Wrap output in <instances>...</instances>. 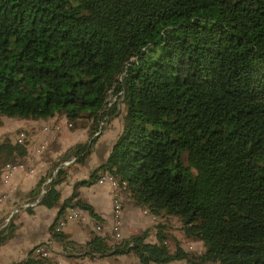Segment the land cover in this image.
Masks as SVG:
<instances>
[{
	"label": "trees",
	"instance_id": "trees-1",
	"mask_svg": "<svg viewBox=\"0 0 264 264\" xmlns=\"http://www.w3.org/2000/svg\"><path fill=\"white\" fill-rule=\"evenodd\" d=\"M119 116L105 162L61 201L63 164L84 165ZM3 118L86 130L27 196L58 209L50 234L65 250L132 254L139 264H264V0H0V126ZM27 155L25 140L4 139L0 169ZM103 174L149 215L176 219L203 252L172 247L161 224L155 242L148 231L119 245L56 233L68 210L100 221L78 189ZM16 264L47 261L29 252Z\"/></svg>",
	"mask_w": 264,
	"mask_h": 264
},
{
	"label": "crops",
	"instance_id": "crops-1",
	"mask_svg": "<svg viewBox=\"0 0 264 264\" xmlns=\"http://www.w3.org/2000/svg\"><path fill=\"white\" fill-rule=\"evenodd\" d=\"M44 126L49 127V132L42 133L41 129ZM54 126H58L59 129L56 130ZM5 127V120L2 119L0 142L4 139H11V135ZM122 128L123 121L121 116L109 123L106 130L94 144L91 154L85 162L87 165L89 164L88 167L84 166L85 163L84 165L73 164V161L63 164V167L67 169V177L57 187V190L61 194V201L71 195L76 183L87 180L90 173L105 162L114 142L122 132ZM66 130L69 131L70 129L65 125V122L62 124L57 120L50 119L35 121V134H32L35 137V147L28 153L24 168L15 170L7 183L0 181V218L5 219L1 227L6 226L8 221L18 214L13 219L14 231L12 237L0 245V264L19 263L26 259L33 247L41 244H48L50 247L51 258L48 264H73L68 259H71V261L74 260L75 264H126L122 260L124 256L119 258L106 257L92 259L89 257H78L79 254L74 252L72 254L67 253L69 250H65L61 244L51 239L50 227L56 221L58 209H45L44 207L37 206L36 203H27L29 192L35 188L37 182L42 177L49 173L52 164L73 146L86 142V130L76 131L71 133V135L64 134L63 131ZM16 137H14L15 140ZM43 141L46 142L45 148L39 154L31 157V153L37 150ZM78 193L79 198L88 203L94 213L99 217V223L104 228L105 238L111 237L113 225V191L111 185L106 182L96 186L94 183L91 186L79 188ZM120 197L122 201V212L119 230L122 241L133 235L148 231L147 241L155 242V226L162 220L157 218V223L153 222L151 216L145 214L143 209L137 207L125 191L120 193ZM25 202V205H33L28 207L32 209L31 215L26 211L22 212L19 210V207L25 206L23 204ZM17 204L20 206L17 207ZM165 219L167 217L163 220ZM66 223L61 228L60 233L66 235L68 240L77 245H84L93 236H99L94 232L90 224H87L88 222L82 223L79 220H75L74 223L78 226H75L72 230L66 228ZM175 242H173L174 245ZM110 245H114V242L112 241ZM180 247L186 252L196 254V256L203 252V246L200 241H190L189 244H180ZM134 264H139L136 259ZM169 264L190 263L181 260Z\"/></svg>",
	"mask_w": 264,
	"mask_h": 264
},
{
	"label": "built area",
	"instance_id": "built-area-1",
	"mask_svg": "<svg viewBox=\"0 0 264 264\" xmlns=\"http://www.w3.org/2000/svg\"><path fill=\"white\" fill-rule=\"evenodd\" d=\"M56 130L59 129L58 126H54ZM70 127V126H68ZM42 133L49 132V127L44 126L41 129ZM24 140L22 135H19L16 137L15 143H22ZM46 146V142L43 141L42 145L37 149L34 150L31 153V157H34L36 154H39ZM26 158V157H25ZM25 158L16 157L12 162L6 164L0 169V181L3 183H7L10 179L12 173L17 169H23L24 168V160ZM49 181V180H48ZM109 183L111 185L112 191H113V199H112V205H113V225H112V232H111V238L114 240L115 245H119L122 242L121 234H120V220H121V212H122V201L120 197V193L124 192L126 190L125 184L119 185L112 176L108 174H103L95 183L96 186L102 185L104 183ZM33 205H25L24 207H31ZM145 214H149L146 210H143ZM72 214L66 213L65 217L63 219H60L57 223V226L55 228L56 233H60L61 228L64 226V224L67 222V220H79L82 223L90 224V226L93 228L94 232L97 233L99 236L105 238V232L103 225L99 222L94 221L92 218H90L89 214L87 212L73 209ZM151 216V219L153 222L157 223V218L155 216ZM68 220V221H69ZM93 220V221H92ZM31 256L38 259H43L47 261V264L51 258V250L48 244H41L33 247V249L30 251ZM200 255V254H199ZM61 264V263H58ZM198 264H214L212 262L207 263H198Z\"/></svg>",
	"mask_w": 264,
	"mask_h": 264
},
{
	"label": "rangeland",
	"instance_id": "rangeland-1",
	"mask_svg": "<svg viewBox=\"0 0 264 264\" xmlns=\"http://www.w3.org/2000/svg\"><path fill=\"white\" fill-rule=\"evenodd\" d=\"M3 120H5V123H6V127L5 128L8 130V132L11 135L10 136L11 137L10 141L12 143H14V140H15L14 137L22 135L24 140L27 142V149L29 151L28 153H30L35 147V137L32 136V134H35V121H25V120H19V119H5V118H3ZM57 121L62 123V124H63V122H65V120L62 119V118H59ZM28 122H30V123H28ZM20 125H22V126L21 127H17V126H20ZM65 125H67V124L65 123ZM82 130L83 129L74 128L72 130L70 129L69 131H67V130L63 131V133L67 134V135H71V133H73V132H76V131L80 132ZM25 162H26V160H24V163ZM84 166L88 167L89 164L87 165V163H85ZM125 192H126V190H125ZM23 204L25 205L26 202L23 203ZM19 206L20 205L17 204V207H19ZM19 210L22 211V212H25L26 207H24V206L23 207H19ZM68 212H69V214H72L71 210H69ZM17 215L18 214H16L13 218L15 219L17 217ZM159 219L162 220L164 222V224L161 221L162 223L158 222V225L161 224V225H163L165 227L164 231H165V234L167 235V240H168L169 244L172 247L174 245L173 244L174 241H177L180 244H184V245L185 244H189L190 241L189 240L186 241V239L184 238V236H183V234H182V232L180 230V224H179V222L176 219H173V218H167L165 220H163L164 218H162V219L159 218ZM4 220H5L4 218H0V226H2V223L4 222ZM74 222H75V219L69 220L66 223V228L69 229V230L70 229L72 230L75 226H78ZM112 241H114V240H112L111 237L107 238V240H106V242L109 245L111 244ZM76 251L75 250H72V251L69 250V251H67V253L72 254L74 252V253H78L79 254L78 250H76ZM192 255H194L196 257V254H192ZM78 257H82V256L78 255ZM119 257H121V256H118L117 258H119ZM135 259L136 258L132 254H130L128 256H124L122 260L126 264H134ZM68 261L72 262L73 264H75L74 260L71 261V259H68Z\"/></svg>",
	"mask_w": 264,
	"mask_h": 264
}]
</instances>
